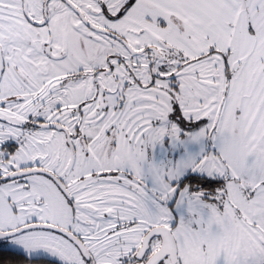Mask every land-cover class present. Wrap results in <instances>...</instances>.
Returning <instances> with one entry per match:
<instances>
[{
  "label": "snow or ice",
  "instance_id": "snow-or-ice-1",
  "mask_svg": "<svg viewBox=\"0 0 264 264\" xmlns=\"http://www.w3.org/2000/svg\"><path fill=\"white\" fill-rule=\"evenodd\" d=\"M0 264H264V0H0Z\"/></svg>",
  "mask_w": 264,
  "mask_h": 264
}]
</instances>
